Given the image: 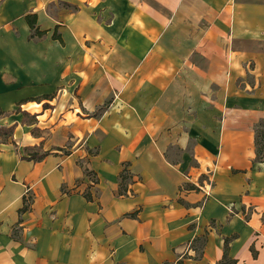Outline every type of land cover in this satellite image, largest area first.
Masks as SVG:
<instances>
[{"label": "crops", "instance_id": "crops-1", "mask_svg": "<svg viewBox=\"0 0 264 264\" xmlns=\"http://www.w3.org/2000/svg\"><path fill=\"white\" fill-rule=\"evenodd\" d=\"M0 113V264H264V0H0Z\"/></svg>", "mask_w": 264, "mask_h": 264}, {"label": "rangeland", "instance_id": "rangeland-1", "mask_svg": "<svg viewBox=\"0 0 264 264\" xmlns=\"http://www.w3.org/2000/svg\"><path fill=\"white\" fill-rule=\"evenodd\" d=\"M255 131L258 136V148L260 150V153L258 155V158L263 160L264 159V120H261L259 124L256 126Z\"/></svg>", "mask_w": 264, "mask_h": 264}, {"label": "trees", "instance_id": "trees-1", "mask_svg": "<svg viewBox=\"0 0 264 264\" xmlns=\"http://www.w3.org/2000/svg\"><path fill=\"white\" fill-rule=\"evenodd\" d=\"M31 25H32V28H34V24H33V22L31 21ZM2 113H0V115H1ZM256 132V131H255ZM258 136H257V133H256V142H255V144H256V153H257V159L259 160V161H264V159L263 160H261V159H259L258 158V155H259V153H260V150H259V148H258ZM259 152V153H258ZM123 178H126V177H123Z\"/></svg>", "mask_w": 264, "mask_h": 264}]
</instances>
